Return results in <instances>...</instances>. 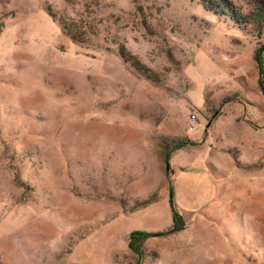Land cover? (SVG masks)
I'll return each mask as SVG.
<instances>
[{
  "label": "rangeland",
  "instance_id": "rangeland-1",
  "mask_svg": "<svg viewBox=\"0 0 264 264\" xmlns=\"http://www.w3.org/2000/svg\"><path fill=\"white\" fill-rule=\"evenodd\" d=\"M262 49L264 0H0V264H264Z\"/></svg>",
  "mask_w": 264,
  "mask_h": 264
},
{
  "label": "trees",
  "instance_id": "trees-1",
  "mask_svg": "<svg viewBox=\"0 0 264 264\" xmlns=\"http://www.w3.org/2000/svg\"><path fill=\"white\" fill-rule=\"evenodd\" d=\"M206 1V0H203ZM208 1V0H207ZM211 1V0H210ZM213 1V0H212ZM221 4V3H220ZM220 8H222V4L219 6ZM264 53V49L260 50L259 52L256 53V60L258 63V69H259V74H260V78H259V85L261 87V90H264V84H263V78H264V68H263V61H262V57L260 54ZM123 55V54H122ZM188 143V142H186ZM186 143H181L179 145H176L174 147V151H176L177 149L182 148L184 145H186ZM183 144V145H182ZM171 154L168 153L167 154V158H170ZM148 204V202H144L143 205ZM174 226H173V231H180L183 230L185 227L180 224V222H183V220H179V216L178 214L175 213V217H174ZM151 235L149 234H145V233H134L131 236V240L129 243V248L131 249L132 252L136 253L139 257L142 256V248H140V246H142V244H144L146 242V240L150 237Z\"/></svg>",
  "mask_w": 264,
  "mask_h": 264
},
{
  "label": "built area",
  "instance_id": "built-area-1",
  "mask_svg": "<svg viewBox=\"0 0 264 264\" xmlns=\"http://www.w3.org/2000/svg\"><path fill=\"white\" fill-rule=\"evenodd\" d=\"M196 118L195 117H193V120H195ZM191 130H193V128H191Z\"/></svg>",
  "mask_w": 264,
  "mask_h": 264
}]
</instances>
